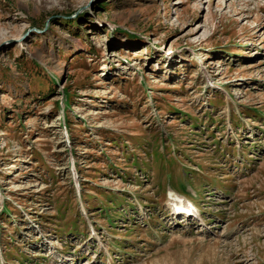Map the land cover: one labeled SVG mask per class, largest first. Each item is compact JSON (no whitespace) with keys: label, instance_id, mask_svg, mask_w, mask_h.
<instances>
[{"label":"rangeland","instance_id":"374dc122","mask_svg":"<svg viewBox=\"0 0 264 264\" xmlns=\"http://www.w3.org/2000/svg\"><path fill=\"white\" fill-rule=\"evenodd\" d=\"M0 264H264V0H0Z\"/></svg>","mask_w":264,"mask_h":264},{"label":"bare ground","instance_id":"6f19581e","mask_svg":"<svg viewBox=\"0 0 264 264\" xmlns=\"http://www.w3.org/2000/svg\"><path fill=\"white\" fill-rule=\"evenodd\" d=\"M169 199L170 200H168V203H169V207L171 208L173 205H179L180 206V208H179V210H176V212H181V211H185L186 212V214H189L190 212H189V210L188 209H185L184 207H183V205H182V203H180L179 202V200H188V199H186L185 197H182V196H179V195H177V194H173V195H171L170 197H169Z\"/></svg>","mask_w":264,"mask_h":264},{"label":"trees","instance_id":"16d2710c","mask_svg":"<svg viewBox=\"0 0 264 264\" xmlns=\"http://www.w3.org/2000/svg\"><path fill=\"white\" fill-rule=\"evenodd\" d=\"M65 106V105H64Z\"/></svg>","mask_w":264,"mask_h":264}]
</instances>
